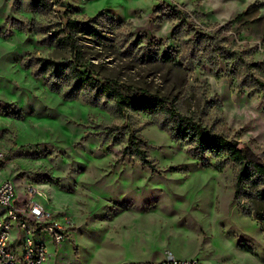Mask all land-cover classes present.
Listing matches in <instances>:
<instances>
[{"label": "rangeland", "instance_id": "1", "mask_svg": "<svg viewBox=\"0 0 264 264\" xmlns=\"http://www.w3.org/2000/svg\"><path fill=\"white\" fill-rule=\"evenodd\" d=\"M45 2L0 0V183H40L69 217L64 242H48L47 264H137L125 259L136 239L212 264H264V229L243 212L251 201L240 207L234 198L232 163L203 165L172 138L165 110L119 112L106 95L93 103L84 91L68 98V70L36 76L38 58L73 59L56 44L62 13L102 15L105 38L80 35L99 80L163 96L264 156V0ZM131 141L153 167L123 155ZM116 217L133 224L132 241L113 228Z\"/></svg>", "mask_w": 264, "mask_h": 264}, {"label": "trees", "instance_id": "2", "mask_svg": "<svg viewBox=\"0 0 264 264\" xmlns=\"http://www.w3.org/2000/svg\"><path fill=\"white\" fill-rule=\"evenodd\" d=\"M38 1L39 5L48 6L45 0ZM65 15L66 13H62L61 28L56 44L62 48H68L73 54V59L63 63L38 58L41 61L40 72L38 71L36 76H40L44 70L50 68L57 78L62 79L59 73L68 70L73 80V87L66 95L68 98H75L79 91H84L85 99L93 103H96L91 98L93 94L106 95L114 101V106L119 112L127 109L153 113L159 110L168 112L173 122L169 127L172 138L189 145V152L203 162V165L209 166L212 158L217 159L214 166L219 171H223L228 163L234 165V198L240 207L246 198L251 201L247 204V211L243 212L254 215L264 229V156L249 145L241 144L236 139L230 138L228 134L218 131L215 127L203 124L194 116L181 113L173 102H168L163 96L142 88L127 87L110 78L99 80L96 73L86 66L80 35L91 33L97 38H105L101 28L103 16L78 20L65 17ZM243 16L242 12L232 22L241 20ZM26 66L31 65L27 63ZM258 84L262 90L264 83L259 82ZM52 87L57 89L53 85ZM123 155L130 157L136 155L145 164L153 167L147 158L146 151L141 150L135 141H131L130 145L123 149Z\"/></svg>", "mask_w": 264, "mask_h": 264}, {"label": "built area", "instance_id": "3", "mask_svg": "<svg viewBox=\"0 0 264 264\" xmlns=\"http://www.w3.org/2000/svg\"><path fill=\"white\" fill-rule=\"evenodd\" d=\"M3 157L0 151V160ZM71 228L69 217L51 206V197L40 183L27 182L20 188L12 180L0 183V264H47L49 240L58 248ZM137 264L212 263L166 250L160 260Z\"/></svg>", "mask_w": 264, "mask_h": 264}, {"label": "crops", "instance_id": "4", "mask_svg": "<svg viewBox=\"0 0 264 264\" xmlns=\"http://www.w3.org/2000/svg\"><path fill=\"white\" fill-rule=\"evenodd\" d=\"M117 218V217H116ZM118 219V218H117ZM113 223V228H115V227H117L118 229L121 227L122 228V230L121 229H119L120 231H123V233L125 234V235H127V236H125V238L127 237L128 238V240L129 241H132V238L131 237H128V236H131V235H129V232L127 231V229H132V227L131 226H133V224H131V222H128L129 223V225H128V228H126L125 226H124V224L125 223H123V222H121L119 219L118 220H115V221H112ZM120 231H118V232H116V233H119ZM148 241H140V240H134V241H132V249H131V251H130V254L129 255H125V259H127V258H131V257H134V258H136V260H137V262L139 261H141V260H143L144 258L142 257H140L139 255H141V254H147V253H149V255L151 256V255H156V256H160V259H162L163 257H164V254L161 252V251H159L158 249H157V247H156V249H154L153 248V245H151V244H148V246H144L145 244L144 243H147ZM145 247H147L148 248V250H145L144 248ZM173 251V250H172ZM143 252V253H142ZM176 253V255H178L179 257H186V256H183V255H180V254H177V252H175ZM129 256V257H128ZM149 257V256H148ZM147 257V258H148ZM187 257H197V256H187ZM147 260H150V259H147Z\"/></svg>", "mask_w": 264, "mask_h": 264}, {"label": "bare ground", "instance_id": "5", "mask_svg": "<svg viewBox=\"0 0 264 264\" xmlns=\"http://www.w3.org/2000/svg\"><path fill=\"white\" fill-rule=\"evenodd\" d=\"M209 262V261H208Z\"/></svg>", "mask_w": 264, "mask_h": 264}]
</instances>
